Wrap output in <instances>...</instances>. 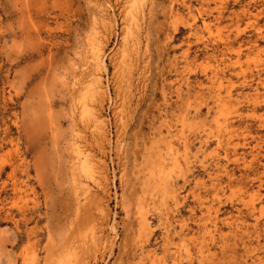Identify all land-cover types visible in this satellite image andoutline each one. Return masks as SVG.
Instances as JSON below:
<instances>
[{
  "label": "rangeland",
  "instance_id": "1",
  "mask_svg": "<svg viewBox=\"0 0 264 264\" xmlns=\"http://www.w3.org/2000/svg\"><path fill=\"white\" fill-rule=\"evenodd\" d=\"M135 2L0 0V264L264 261V0Z\"/></svg>",
  "mask_w": 264,
  "mask_h": 264
},
{
  "label": "bare ground",
  "instance_id": "2",
  "mask_svg": "<svg viewBox=\"0 0 264 264\" xmlns=\"http://www.w3.org/2000/svg\"><path fill=\"white\" fill-rule=\"evenodd\" d=\"M138 2H139V0H136V2L134 3V4H132L133 5V7L134 8H132V9H134V10H136L138 7ZM101 4V3H100ZM106 4V3H105ZM92 5V4H91ZM105 7V6H104ZM188 8H189V6H188ZM188 8H187V10H188ZM105 9V8H104ZM128 9V8H127ZM126 9V10H127ZM131 9V8H130ZM106 10H107V8H106ZM125 10V11H126ZM129 10V9H128ZM127 10V11H128ZM108 11V10H107ZM173 13V12H172ZM111 16V15H110ZM110 16L108 15V14H106V13H104L103 12V17L102 18H104L103 20H105V22L109 25V24H112L113 23V21L111 22V23H109V21L111 20V18H110ZM106 25V24H105ZM191 27V26H190ZM108 28H110V27H108ZM114 29V28H113ZM96 65V70H95V68H94V70L96 71L95 72V74L93 75L92 73L90 74L89 73V75H92L91 77H93V80H92V78L91 77H88L89 79H91V84H90V86H88L89 85V83L88 84H86L85 83V85H87L88 87H89V89L87 90V92H90L91 94H90V96L92 95V97L93 98H91V102L92 101H94V103H93V105H92V108H91V114L89 115L88 113H86L87 114V116H90V119H91V121L93 122V126H95V128L97 129V131H99L100 132V134H101V132H105V127H106V122H105V119H104V117H103V115L100 113V111H99V109H98V98L101 96V95H104L105 94V88H104V86L101 84V74L100 73H97V72H100L99 71V69H104L105 68V65H104V61L103 60H101V58L100 57H98V60H97V62L95 63ZM92 71V70H91ZM90 71V72H91ZM82 75V74H81ZM216 75V74H215ZM83 77V76H82ZM81 80H82V78H81ZM87 80V79H86ZM88 81V80H87ZM222 85V84H221ZM84 87H80L79 86V83L77 82L76 84H75V86H74V89H73V91H72V96L74 97V99H73V101L76 99V97L77 96H79V98H78V101H85L86 102V100H85V98L87 97V93H85L84 92ZM86 91V90H85ZM82 93H85L86 94V96L85 95H83ZM228 93H230V92H228ZM245 93V92H244ZM77 95V96H76ZM230 95V94H229ZM89 96V95H88ZM84 97V98H83ZM229 97V96H228ZM89 97H88V99H90ZM92 99H94V100H92ZM76 101H77V99H76ZM75 101V102H76ZM84 103V102H83ZM78 104L80 105V102H78ZM78 105V106H79ZM83 105V104H82ZM81 105V106H82ZM90 105V104H89ZM69 106V105H68ZM73 107H74V105H73ZM85 107H87V108H89L87 105L85 106ZM70 108V107H69ZM76 108V107H75ZM218 108V107H217ZM74 110V109H73ZM81 110H87L86 108L84 109V107H82V109ZM81 110H80V112H81ZM208 110H210V109H208ZM84 111V112H85ZM76 112V111H75ZM88 112H89V110H88ZM209 112V111H208ZM210 112H211V110H210ZM71 113H73L74 114V112H71ZM79 114V113H78ZM82 114H83V116H86V114L85 113H83V111H82ZM210 114V113H209ZM77 115V114H76ZM79 116H81V115H79ZM72 117V116H71ZM228 117V116H227ZM88 118V117H87ZM86 118V119H87ZM227 119V118H226ZM81 120V119H80ZM79 121V120H78ZM89 121V120H88ZM86 122V121H85ZM81 123V122H80ZM82 123H83V121H82ZM81 123V124H82ZM89 123V122H88ZM227 123V122H226ZM225 123V124H226ZM92 124V123H91ZM224 124V123H223ZM229 124V123H228ZM233 126V125H232ZM85 127H87V126H85ZM88 128V127H87ZM93 128V127H92ZM92 128H89V129H92ZM88 131V130H87ZM86 132V131H85ZM89 132V131H88ZM98 133V132H97ZM77 134V133H76ZM94 134H95V132H94ZM225 134V133H224ZM103 135V134H102ZM232 135V134H231ZM100 136V135H99ZM98 136V137H99ZM225 137H226V135H225ZM93 138V137H92ZM233 138V137H232ZM234 138H235V136H234ZM73 139H74V137H73ZM76 139V138H75ZM225 139V138H224ZM233 140V139H232ZM94 141V140H93ZM99 141V140H98ZM96 142V141H95ZM101 142V141H100ZM187 142V141H186ZM73 143H75L74 141H73ZM89 143V142H88ZM188 143V142H187ZM219 143H220V140H219ZM230 143V142H229ZM71 144V143H70ZM73 145V144H72ZM223 145V144H222ZM231 145H232V142H231ZM240 145V144H239ZM74 147H75V145H73ZM77 146V145H76ZM79 146H81V145H79ZM89 146H90V144H89ZM73 147V148H74ZM92 147V146H91ZM72 148V147H71ZM76 148V147H75ZM75 148H74V150H75ZM79 149V150H78ZM80 149L81 148H79V147H77V151H74L73 150V152L72 153H74V152H77L76 153V155L78 154V159L79 158H81L82 157V153L83 152H81L80 151ZM87 149V148H86ZM202 149V148H201ZM228 150H229V148H227ZM81 150H84V148L83 149H81ZM188 150V149H187ZM228 150H226V151H228ZM88 151V150H87ZM234 151H236V149L234 150ZM86 152V151H85ZM90 152V151H89ZM89 152H87V153H89ZM200 152V151H199ZM198 152V153H199ZM237 152V151H236ZM230 154H231V152H229ZM83 154H85V153H83ZM76 155H74V156H76ZM88 155V154H87ZM93 155V154H92ZM197 155V154H196ZM195 155V156H196ZM257 155V154H256ZM86 156V155H85ZM84 156V157H85ZM235 157H238L239 155H237V154H235L234 155ZM197 157V156H196ZM229 157V156H228ZM233 157V156H232ZM76 158V159H77ZM226 158H227V156H226ZM230 158V157H229ZM234 158V157H233ZM86 159H88V158H85V160H83V162H80L79 164H80V171L81 172H86V174L87 173H93L92 171L94 170V169H92V166H90V164H88V161L86 160ZM95 159V158H94ZM238 159L239 158H237L236 160L238 161ZM21 160V159H20ZM70 160H72V159H70ZM227 160V159H226ZM76 161V160H75ZM79 161V160H78ZM81 161H82V159H81ZM72 162V161H71ZM245 162H246V160H245ZM93 163V162H92ZM79 164H77L78 166H79ZM93 164H95V162L93 163ZM69 168H71V167H69ZM220 168V167H219ZM222 168V167H221ZM79 169V168H78ZM96 170V169H95ZM94 170V171H95ZM70 171H71V169H70ZM16 172V171H15ZM83 174V173H82ZM71 175V174H70ZM229 175V174H228ZM83 176H85L84 174H83ZM91 176L92 175H89V177L91 178ZM81 177V176H80ZM217 177V176H216ZM14 178V177H13ZM71 178H72V176H71ZM79 178V177H78ZM86 178H87V176H86ZM242 178V177H241ZM20 179V178H19ZM81 179V178H80ZM89 179V178H88ZM91 179H93V178H91ZM21 180V179H20ZM85 180V179H84ZM254 180V179H253ZM23 181V180H22ZM27 181V180H26ZM89 181H90V179H89ZM243 181V180H242ZM261 181V180H260ZM15 182V181H14ZM17 182V181H16ZM25 182V181H24ZM23 182V183H24ZM229 182V181H228ZM71 183H72V186H73V182H72V180H71ZM15 185V184H14ZM28 185V184H27ZM78 185H80V186H78ZM231 185V184H230ZM229 185V186H230ZM19 186V185H18ZM22 186V185H21ZM243 186V185H242ZM28 187V186H27ZM244 187V186H243ZM74 188H75V186L73 187V190H74ZM244 188H246V185H245V187ZM89 188L87 189V188H85V186H83L82 185V183L80 184H77V189L74 191L75 192V196H76V194H77V196L75 197V198H77V200H78V202H77V205L79 206H77L78 207V209L80 210L81 208H83L84 207V205H83V207L82 206H80L79 204L81 203V194H80V192H82V193H84L83 194V196L84 197H86L87 199L88 198H93V199H96L97 198V196H96V194L95 193H93V194H89V195H87V193H89ZM14 191V190H13ZM21 192V191H20ZM19 192V193H20ZM73 192V193H74ZM91 192V191H90ZM86 193V194H85ZM95 194V195H94ZM16 196V195H15ZM82 196V197H83ZM100 196V195H99ZM14 197V196H13ZM12 198V197H11ZM14 199V198H13ZM11 200V199H10ZM13 201V200H12ZM26 203V202H25ZM10 204V203H9ZM144 204V203H143ZM13 207V205L11 206V208ZM16 207V206H15ZM17 207H19L18 205H17ZM9 208V207H8ZM19 209V208H18ZM31 211V210H30ZM30 213V212H29ZM79 213V212H78ZM208 213H210V212H208ZM216 213V212H215ZM31 214H33V213H31ZM30 217V216H29ZM141 217V216H140ZM139 217V218H140ZM141 219V218H140ZM142 220V219H141ZM144 221V220H143ZM145 221H146V219H145ZM141 222V221H140ZM184 222V221H183ZM186 222V221H185ZM142 223V222H141ZM257 224V223H256ZM141 226H142V224H140ZM181 225V224H180ZM231 225V224H230ZM260 225V224H259ZM144 226H145V224H144ZM182 226V225H181ZM180 226V227H181ZM185 227H186V225H185ZM256 227H258L257 225H256ZM183 228V227H182ZM239 228V227H238ZM185 229H187V228H185ZM22 230V229H21ZM181 230V229H180ZM236 230V229H235ZM240 230V229H239ZM217 231V230H216ZM229 231V230H228ZM168 232V231H167ZM236 232V231H235ZM27 233H28V231H27ZM185 234V233H184ZM213 234V233H212ZM234 234V233H233ZM29 237V236H28ZM182 237V236H181ZM226 237V236H225ZM224 237V238H225ZM236 237V236H235ZM214 238V237H213ZM17 239V238H16ZM216 239V238H215ZM85 240H87V239H85ZM228 240V239H227ZM53 241V240H52ZM91 241H93V238L91 239ZM201 241V240H200ZM250 241H251V239H250ZM86 242V241H85ZM58 243V242H57ZM91 243V242H90ZM90 243H88V244H90ZM145 243V242H144ZM252 243V242H251ZM64 244H66L65 243V241H64ZM63 244V245H64ZM85 244V243H84ZM84 244H81L82 246L84 245ZM52 245V244H51ZM51 245L49 246V247H51ZM56 246V245H55ZM86 246V245H85ZM179 246V245H178ZM55 248V247H54ZM63 248V247H62ZM82 248V247H81ZM87 248V247H86ZM85 248V249H86ZM176 248V247H175ZM179 248V247H178ZM204 248H205V246H204ZM209 249V248H208ZM48 250V249H47ZM54 250V249H53ZM52 250V251H53ZM59 250H60V248H59ZM58 249L57 250H55L54 251V253L55 252H57V251H59ZM62 250V249H61ZM181 250V249H180ZM187 251H188V249H186ZM202 250V249H201ZM51 251V250H50ZM65 251V250H64ZM82 251V250H81ZM174 251V250H173ZM183 251V250H182ZM185 251V250H184ZM48 252V251H47ZM60 252V251H59ZM176 252V251H175ZM54 253H52V254H54ZM150 253H153V252H151L150 251ZM177 253V252H176ZM48 254V253H47ZM185 254V253H184ZM58 255V254H57ZM153 255V254H152ZM152 255H149L148 256V259H149V257L151 258V257H153ZM155 255V254H154ZM181 255V254H180ZM48 256V255H47ZM52 256H55L56 257V255L54 254V255H52ZM51 256V257H52ZM188 256V255H187ZM225 256H226V254H225ZM160 259H162L160 256H158ZM49 258V257H48ZM54 258V257H53ZM174 258H176V257H174ZM180 258H182V257H180ZM179 258V259H180ZM55 259V258H54ZM147 259V258H146ZM186 259V258H185ZM193 259V258H192ZM208 259V258H207ZM258 259V258H257ZM47 260V259H46ZM143 260V259H142ZM154 260V259H153ZM156 260V259H155ZM163 260V259H162ZM162 260H160V261H162ZM174 260V259H173ZM184 260V259H183ZM187 260H188V258H187ZM262 260H264V259H262ZM186 261V260H185ZM192 261V260H191ZM211 261V260H210ZM61 262V261H60ZM152 262H154V261H152ZM172 262V261H171ZM190 262V261H189ZM264 262V261H263ZM263 262H261V263H263ZM166 263V262H165ZM217 263V262H216ZM255 263V262H254ZM258 263V262H257ZM261 263H259V264H261ZM77 264V263H76ZM143 264V263H142ZM173 264V263H172ZM208 264V263H207ZM256 264V263H255Z\"/></svg>",
  "mask_w": 264,
  "mask_h": 264
}]
</instances>
